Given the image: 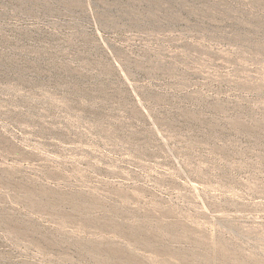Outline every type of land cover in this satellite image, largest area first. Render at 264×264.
<instances>
[{
	"label": "rangeland",
	"instance_id": "1",
	"mask_svg": "<svg viewBox=\"0 0 264 264\" xmlns=\"http://www.w3.org/2000/svg\"><path fill=\"white\" fill-rule=\"evenodd\" d=\"M0 264H264V0H0Z\"/></svg>",
	"mask_w": 264,
	"mask_h": 264
}]
</instances>
